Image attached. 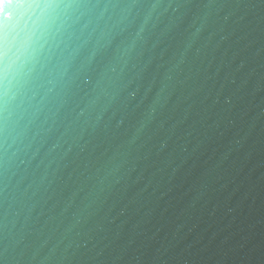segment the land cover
Returning <instances> with one entry per match:
<instances>
[{"label": "water", "instance_id": "water-1", "mask_svg": "<svg viewBox=\"0 0 264 264\" xmlns=\"http://www.w3.org/2000/svg\"><path fill=\"white\" fill-rule=\"evenodd\" d=\"M0 8V141L11 145L0 153V247L14 233L43 246L37 260L60 244L56 264H68L66 246L71 264H264V0H2ZM108 56L124 89L100 96L82 119L122 168L81 177L68 203L58 185L70 145L50 154L37 126L56 121L53 142L71 140L63 105L84 106L72 103L83 92L70 79ZM160 89L169 99L157 120L187 114L163 153L155 122L140 123L164 102Z\"/></svg>", "mask_w": 264, "mask_h": 264}, {"label": "clouds", "instance_id": "clouds-1", "mask_svg": "<svg viewBox=\"0 0 264 264\" xmlns=\"http://www.w3.org/2000/svg\"><path fill=\"white\" fill-rule=\"evenodd\" d=\"M200 30V28H197L196 32ZM114 64L111 56L104 57L100 65L92 71L86 70L84 73L79 74L77 79H70L72 80L73 87L80 91L81 80L89 81V86L86 91H82L83 97L80 98V102H74L75 106L83 105V108H87L90 104L97 102L98 98L102 96L109 69L114 67ZM177 83L182 84L183 81H178ZM162 92L163 89H160L158 95L161 96L164 102L153 106L151 112L140 122L141 129H149L155 122V133H158V135L154 147L157 153H163L168 148L172 134L187 119V114L185 113L180 118L173 119L172 117H168L157 120L159 111L164 108L169 99L168 96H162ZM115 115L116 113L113 112L109 118V122L105 123L103 127L107 128L111 124V120L115 118ZM116 127L118 128L119 125L117 124ZM139 131L137 130V132ZM132 135L136 140H140V136L137 133H132ZM89 139L91 143L88 145V148L78 157H75L69 163L67 171L59 177L61 183L58 187L61 189L64 200L68 203H71L77 193L82 190L83 183L78 182L81 177L86 181H91L100 173H103L105 176L117 177L122 168V162H118L115 159V153H109L108 146H106L104 140L93 136L89 137ZM141 143H143L142 140ZM59 245L54 244L51 248H48V253L42 259L37 260L36 252L43 249L42 245H34L28 234L17 235L7 233L3 246L0 247V264H45V262L47 264H56V259L53 254L57 251ZM67 247L61 250V258L68 261V264H71V256L65 255ZM100 254L98 252L96 255L99 256Z\"/></svg>", "mask_w": 264, "mask_h": 264}, {"label": "snow or ice", "instance_id": "snow-or-ice-1", "mask_svg": "<svg viewBox=\"0 0 264 264\" xmlns=\"http://www.w3.org/2000/svg\"><path fill=\"white\" fill-rule=\"evenodd\" d=\"M0 3H2V0H0ZM2 10L3 9L0 8V11ZM136 36L139 37V33H137ZM135 46H136V41L134 40L131 43V47L134 48ZM122 62H124V58L122 55H120L119 58L116 60V64H120ZM77 78H78V75L74 76L73 80ZM88 86H89L88 80H81V85H80L81 91H86ZM117 89H120V90L124 89L123 77L121 75L117 76L116 68L111 67L109 69L107 82L103 88L102 96H112L113 93L117 91ZM74 102L75 101H72V103ZM63 107L65 108V111L63 113L64 118L72 120V125L69 126L71 127V130L73 132L71 140L65 139L64 136H61L60 140L63 141L62 143L60 142V140L53 142L52 134H53V130L57 123L56 121H53L51 126H48L45 124L38 125L37 127L39 131H37L36 135L41 137L42 140L52 143V148L49 149L50 154H52L56 148L62 146L63 144H69L70 146L64 152V156L62 158H67L69 154H72L73 157L75 158V157H78L83 151H85L88 148V145L91 143V140L89 139V137L93 136V133L96 129V125L92 123L90 118L86 120L82 118L85 116L86 112H89V109L93 111L95 110L96 102L90 104L89 107L87 108H81L79 111H77L75 107H71V104L65 103ZM89 116H90V113H89ZM4 120L5 118L3 116V112H0V123H2L3 128L6 129ZM81 121H83V127H81ZM83 132H87L88 138L83 143H81L80 141H81ZM10 147L11 145L7 144V139L5 136L4 139L0 141V153H3L5 155L8 152ZM73 159H71L70 162L73 161ZM68 167H69V164H65L64 168L59 170L60 173L62 174L66 172ZM5 171H6V168H5V160H4L3 165L0 166V184L4 183L3 177H4ZM23 183H24L23 181L20 182V185H18V190L21 191L24 195H27L28 189L22 187ZM30 187L31 185H29V188ZM3 190H4L3 188H0V192H2Z\"/></svg>", "mask_w": 264, "mask_h": 264}]
</instances>
